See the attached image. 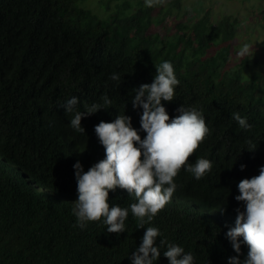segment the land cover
<instances>
[{"label":"trees","instance_id":"16d2710c","mask_svg":"<svg viewBox=\"0 0 264 264\" xmlns=\"http://www.w3.org/2000/svg\"><path fill=\"white\" fill-rule=\"evenodd\" d=\"M88 1L0 0V264H131L147 226L191 252L195 264L243 260L247 245L237 254L225 234L244 207L235 199L238 183L264 165V74L247 78L248 58L230 68L240 21L229 15L215 22L207 12L194 22L177 19L165 34L161 27L182 10V0L153 8L144 0H105L106 17ZM165 60L180 84L176 98L162 103L170 118L181 105L203 111L210 134L188 162L207 158L211 171L196 179L182 168L170 202L144 228L130 211L120 234L108 233L103 218L74 227L73 165L80 161L87 171L104 158L94 131L100 121L125 110L140 130L142 109L133 108L132 89L151 83L155 63ZM113 72L119 86L109 79ZM105 95L113 106L83 117L86 133L73 130L75 112ZM72 96L79 104L67 114L60 104ZM233 112L251 128L240 129ZM134 202L125 189L109 192L110 206ZM164 250L156 264H169Z\"/></svg>","mask_w":264,"mask_h":264},{"label":"clouds","instance_id":"9594fccd","mask_svg":"<svg viewBox=\"0 0 264 264\" xmlns=\"http://www.w3.org/2000/svg\"><path fill=\"white\" fill-rule=\"evenodd\" d=\"M166 0H144L146 8L163 5ZM244 45L241 54H249ZM156 74L151 83H143L132 89L131 103L134 109H142L140 130L146 135L141 138L140 130L133 127L132 117L119 112L112 121H100L94 128L99 143L104 147L105 156L87 171L80 161L73 167L77 181L78 198L73 202L72 215L76 218L74 227L81 230L88 224L100 221L107 226L108 233H123L129 211L137 220V228L150 224L155 216L170 202L177 189L175 177L183 168L194 178L201 179L211 171L212 162L197 157L189 163L205 137L210 134L203 111L196 107L181 105L175 117H171L162 101L171 102L176 98V87L180 80L171 61L155 63ZM109 79L119 86L122 81L113 72ZM79 99L72 96L60 104L66 113H73ZM112 100L103 96L100 102L85 104L83 111H76L70 119V127L78 133H86L82 118L101 109L112 107ZM231 119L240 129L248 130L251 125L247 117L233 112ZM254 150L255 148H248ZM246 166L241 165V170ZM237 201L243 202V210L236 209L235 227L226 232L233 250L241 253V245H247L246 258L239 255L228 258V264H264V165L259 174L242 179L238 185ZM117 188L125 189L135 201L129 208L109 203V192ZM223 211L224 208L218 209ZM160 237L159 243L157 238ZM242 237V239H241ZM168 258L169 264H195L191 252L177 244H172L155 226H147L142 242L130 254L131 264H156L161 256Z\"/></svg>","mask_w":264,"mask_h":264},{"label":"rangeland","instance_id":"374dc122","mask_svg":"<svg viewBox=\"0 0 264 264\" xmlns=\"http://www.w3.org/2000/svg\"><path fill=\"white\" fill-rule=\"evenodd\" d=\"M104 1L89 0L85 5L100 16L106 17L108 12ZM207 12L215 22L229 15L240 21L239 32L233 41L230 68H239L243 60L248 58L245 76L250 78L264 74V0H182V10H176L175 16L168 20L161 30L168 34L173 30L177 19L194 22ZM244 45L249 46V54H241ZM259 94L264 95V78Z\"/></svg>","mask_w":264,"mask_h":264}]
</instances>
